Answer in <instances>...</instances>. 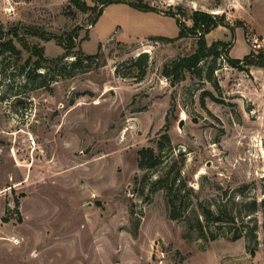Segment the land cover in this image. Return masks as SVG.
<instances>
[{"label": "rangeland", "instance_id": "obj_1", "mask_svg": "<svg viewBox=\"0 0 264 264\" xmlns=\"http://www.w3.org/2000/svg\"><path fill=\"white\" fill-rule=\"evenodd\" d=\"M95 1L0 0V37L21 48L0 53V264H264V65L209 55L200 75L171 82L161 71L196 47V36L177 37L170 13L187 27L191 10L223 15L207 44L229 43V57L242 58L257 38L254 52L264 53V0H126L154 10L110 3L91 24L83 4ZM27 27L77 29L70 53L37 70L43 78L26 77L18 38L47 58L64 49ZM79 52L100 55L72 70ZM142 52L139 77L133 61ZM147 146L160 162L140 168L137 150ZM174 177L184 186L173 219ZM205 209L233 220L207 221Z\"/></svg>", "mask_w": 264, "mask_h": 264}, {"label": "trees", "instance_id": "obj_2", "mask_svg": "<svg viewBox=\"0 0 264 264\" xmlns=\"http://www.w3.org/2000/svg\"><path fill=\"white\" fill-rule=\"evenodd\" d=\"M74 4L79 6L81 5L79 0H71ZM99 1L100 4H97ZM126 3L136 9L143 10V11H152L154 10L151 6L147 4H142L141 2H133V1H126V0H96L94 2V5L92 7L87 6L85 3L83 4L87 9L91 10L93 13V17H91V24H94L98 17L101 15L104 7L110 3ZM95 5H98L96 7ZM171 16H175L176 24L179 28L177 37H183L186 34L187 35H193L197 37L196 40V47L191 52L184 56H180L169 63L164 64L162 67V75L168 77L171 82H175L180 80L183 77V73L185 71L191 72L196 75H200L201 68L199 66V63L206 58L209 55H212L213 61L215 58L219 55H222L227 62L234 67L242 68L243 66H263L264 65V53L261 51H258L257 53L253 50L250 51L248 54L244 55L242 58H232L229 57L228 52L230 49L229 43H223L220 41L212 42L211 44H207L204 35L208 33L211 29L217 27L218 25H224V16L218 15V14H212L206 11L202 10H191L190 12V20H191V26L187 27L184 25V23L177 18L176 13L168 14ZM21 29V26L19 24L11 25L8 29V33L12 34V36H17V32ZM23 31H25L27 34L32 36H38L41 39L49 40L54 39L58 45H60L64 52L56 56L54 58H47L44 55V47L38 44H28L25 42L24 38H18L19 45L24 48L28 54L29 58L26 60V64H29L28 72H26L27 78H36L40 77L43 78L44 75L47 73L45 71L37 72L38 69L42 68L46 63L48 64H57L59 60L66 56L68 53H70V50L72 47L76 45L75 39L77 37V29L73 28L71 31L66 33L65 35H57L52 33H46L38 31L35 28L27 27L23 28ZM2 33V28L0 25V35ZM162 38V37H157ZM163 39V38H162ZM170 40V38H167ZM100 48V44L98 46ZM7 52L18 55L21 52V48L18 47L11 37L4 38L3 36L0 37V53ZM100 54L99 52H96L91 55H82L81 52L77 54L73 61L69 63L70 69L74 70L78 68L84 59H92L94 57H98ZM134 65L137 67V72L139 77H143V75L146 72V67L148 63V54L146 52L140 53L135 60L133 61ZM61 68H64L61 64ZM213 66L211 65L208 68V74L210 75L212 72ZM116 72H118V69L116 68ZM44 85V82H40L39 86ZM166 137V136H165ZM164 147V142L159 141L157 142V149L158 152L161 151ZM160 162V156L158 153L154 151L152 147H141L137 150V163L140 168H153ZM176 177L173 178V180H170L166 184L167 189V201L169 205V216L171 218H177L178 214L175 211V199L178 197L182 187L184 186V182H181L180 184H176ZM163 182H167V180H157V185H165ZM175 185V186H174ZM17 203V201H16ZM255 207V205H253ZM204 219L207 221L210 219V221H213L215 223L222 222V221H231L233 220L232 217H227V214H225L224 210H220L219 213L213 214L211 210L205 209L202 212ZM198 229L201 232L202 231V224L198 221L197 222ZM240 237V234H234L232 236V240L237 239ZM214 236L212 235V239Z\"/></svg>", "mask_w": 264, "mask_h": 264}, {"label": "built area", "instance_id": "obj_3", "mask_svg": "<svg viewBox=\"0 0 264 264\" xmlns=\"http://www.w3.org/2000/svg\"><path fill=\"white\" fill-rule=\"evenodd\" d=\"M4 11L7 13V14H12L14 12V7L13 5L11 4L10 1H7V4L4 6ZM252 47H253V51H256L255 48H259L260 47V44L258 43L257 41V38H255L253 40V43H252Z\"/></svg>", "mask_w": 264, "mask_h": 264}, {"label": "water", "instance_id": "obj_4", "mask_svg": "<svg viewBox=\"0 0 264 264\" xmlns=\"http://www.w3.org/2000/svg\"><path fill=\"white\" fill-rule=\"evenodd\" d=\"M179 127L180 128L182 127V120L179 122Z\"/></svg>", "mask_w": 264, "mask_h": 264}]
</instances>
